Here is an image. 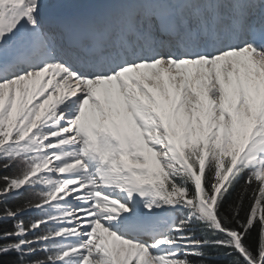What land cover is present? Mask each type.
Wrapping results in <instances>:
<instances>
[{
    "label": "snow or ice",
    "instance_id": "snow-or-ice-1",
    "mask_svg": "<svg viewBox=\"0 0 264 264\" xmlns=\"http://www.w3.org/2000/svg\"><path fill=\"white\" fill-rule=\"evenodd\" d=\"M0 264H264V0H0Z\"/></svg>",
    "mask_w": 264,
    "mask_h": 264
}]
</instances>
